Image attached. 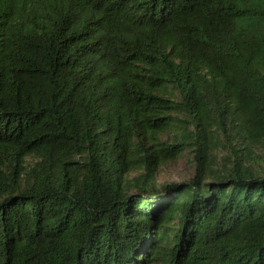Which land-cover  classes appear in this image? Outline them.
Wrapping results in <instances>:
<instances>
[{
	"label": "trees",
	"instance_id": "obj_1",
	"mask_svg": "<svg viewBox=\"0 0 264 264\" xmlns=\"http://www.w3.org/2000/svg\"><path fill=\"white\" fill-rule=\"evenodd\" d=\"M0 264H264V0H0Z\"/></svg>",
	"mask_w": 264,
	"mask_h": 264
},
{
	"label": "rangeland",
	"instance_id": "obj_2",
	"mask_svg": "<svg viewBox=\"0 0 264 264\" xmlns=\"http://www.w3.org/2000/svg\"><path fill=\"white\" fill-rule=\"evenodd\" d=\"M193 173V153L186 149L178 158L160 165L156 175L155 187L159 190H164L165 188L168 190L169 185H177L189 181Z\"/></svg>",
	"mask_w": 264,
	"mask_h": 264
}]
</instances>
